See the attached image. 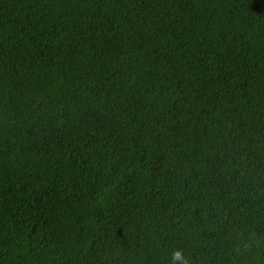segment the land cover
<instances>
[{
  "label": "trees",
  "instance_id": "1",
  "mask_svg": "<svg viewBox=\"0 0 264 264\" xmlns=\"http://www.w3.org/2000/svg\"><path fill=\"white\" fill-rule=\"evenodd\" d=\"M184 261L264 264V0H0V264Z\"/></svg>",
  "mask_w": 264,
  "mask_h": 264
},
{
  "label": "clouds",
  "instance_id": "2",
  "mask_svg": "<svg viewBox=\"0 0 264 264\" xmlns=\"http://www.w3.org/2000/svg\"><path fill=\"white\" fill-rule=\"evenodd\" d=\"M86 86L88 95H94L100 91L102 87H105L106 81L103 72L99 70H94L88 77L83 79ZM248 102V101H247ZM174 262L176 260H183L182 253L177 251L174 253L173 257ZM183 264H187V261H184Z\"/></svg>",
  "mask_w": 264,
  "mask_h": 264
},
{
  "label": "rangeland",
  "instance_id": "3",
  "mask_svg": "<svg viewBox=\"0 0 264 264\" xmlns=\"http://www.w3.org/2000/svg\"><path fill=\"white\" fill-rule=\"evenodd\" d=\"M244 109H246V107H243ZM251 108H253V107H251Z\"/></svg>",
  "mask_w": 264,
  "mask_h": 264
}]
</instances>
